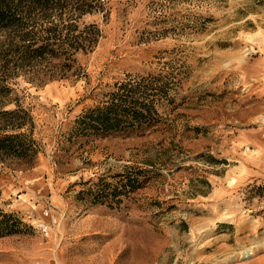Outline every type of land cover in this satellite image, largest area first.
I'll use <instances>...</instances> for the list:
<instances>
[{
	"label": "rangeland",
	"instance_id": "obj_1",
	"mask_svg": "<svg viewBox=\"0 0 264 264\" xmlns=\"http://www.w3.org/2000/svg\"><path fill=\"white\" fill-rule=\"evenodd\" d=\"M105 6L85 19L102 30L86 78L5 83L0 112L24 111L38 151L0 161V208L28 225L0 237V264H264V0ZM164 63L175 106L158 124L71 134L115 83ZM134 168L152 178L117 195Z\"/></svg>",
	"mask_w": 264,
	"mask_h": 264
},
{
	"label": "trees",
	"instance_id": "obj_2",
	"mask_svg": "<svg viewBox=\"0 0 264 264\" xmlns=\"http://www.w3.org/2000/svg\"><path fill=\"white\" fill-rule=\"evenodd\" d=\"M106 1L109 0H0V99L8 95L7 80L19 77L36 86L56 79L86 78L79 57L86 56L98 45L102 30L99 23L85 19L95 14L105 15ZM152 4L161 9L156 20L166 21L163 5ZM177 30L181 29L170 26L155 31V36ZM167 66L164 63L163 70L154 75H129L115 83L104 101L76 120L71 134L92 131L102 135L158 124L162 119L159 106H175L170 96L176 86L175 74ZM6 102L3 100L1 104ZM21 113L24 111L20 109L0 112V117L8 118L0 122V161L10 157L31 166L38 150L30 135L19 132L27 124ZM119 176L121 190L117 195L140 190L152 178L142 168ZM27 227L15 213H6L0 208V237L21 233Z\"/></svg>",
	"mask_w": 264,
	"mask_h": 264
}]
</instances>
